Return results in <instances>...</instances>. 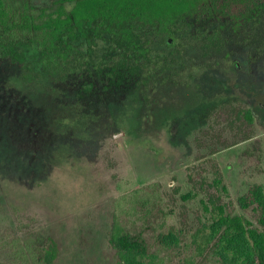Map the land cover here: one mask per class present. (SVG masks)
<instances>
[{"label":"rangeland","instance_id":"374dc122","mask_svg":"<svg viewBox=\"0 0 264 264\" xmlns=\"http://www.w3.org/2000/svg\"><path fill=\"white\" fill-rule=\"evenodd\" d=\"M5 1L23 22L60 6ZM177 33L172 44L149 34V68L138 70L119 66L111 41L100 40L102 76L63 77L62 64L49 69L34 48L22 64L0 59V261L118 264L115 203L155 184L147 207L122 203L125 229L153 241L174 226L179 247L161 248L169 264H219L192 242L218 215L212 201L250 219L238 197L264 187V9Z\"/></svg>","mask_w":264,"mask_h":264},{"label":"trees","instance_id":"16d2710c","mask_svg":"<svg viewBox=\"0 0 264 264\" xmlns=\"http://www.w3.org/2000/svg\"><path fill=\"white\" fill-rule=\"evenodd\" d=\"M58 3L59 8L44 20L23 22L12 17L6 1L0 0V59L22 64L28 51L34 48L37 59L49 69L62 64L63 77L83 71L102 76L108 72L107 64L103 59L96 61L95 50L100 40L108 39L112 55L121 56L119 66L125 68L131 62V68L136 70L144 65L149 68L141 61L149 58V34L168 35L172 44L181 29L193 26L206 29L230 19L246 22L264 9V0H59ZM68 3H74L69 10ZM82 46L87 47L86 52ZM115 70L112 68L110 72ZM244 112L247 120L253 122L251 108ZM154 185L136 189L115 203L119 215H115L110 241L120 249L118 264H169L171 253L162 250H174L181 243L174 226L150 241L122 225V203L133 201L135 208L141 204L147 207L156 198L151 190ZM212 203L219 210L218 215L193 234L192 242L199 251L209 247L219 264H264L263 185L255 183L238 197L240 207L251 212L250 219L227 215L216 200ZM55 254L52 251L49 262L55 259ZM0 264L9 263L0 261Z\"/></svg>","mask_w":264,"mask_h":264}]
</instances>
